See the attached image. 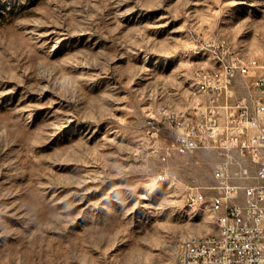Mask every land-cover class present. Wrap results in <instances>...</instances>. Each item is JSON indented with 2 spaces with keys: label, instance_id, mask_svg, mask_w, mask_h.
Returning <instances> with one entry per match:
<instances>
[{
  "label": "rangeland",
  "instance_id": "374dc122",
  "mask_svg": "<svg viewBox=\"0 0 264 264\" xmlns=\"http://www.w3.org/2000/svg\"><path fill=\"white\" fill-rule=\"evenodd\" d=\"M220 42L264 63V0H0V264H171L217 232L216 154H161Z\"/></svg>",
  "mask_w": 264,
  "mask_h": 264
},
{
  "label": "built area",
  "instance_id": "2783aa9c",
  "mask_svg": "<svg viewBox=\"0 0 264 264\" xmlns=\"http://www.w3.org/2000/svg\"><path fill=\"white\" fill-rule=\"evenodd\" d=\"M208 49L213 67L196 78L209 101L192 104L185 117L166 114L173 138L161 161L216 154V184L204 189L209 196L198 191L196 199L216 210L217 232L204 236V242L179 246L182 259L171 264H264V63H240L228 43ZM218 62H226V69L218 70Z\"/></svg>",
  "mask_w": 264,
  "mask_h": 264
},
{
  "label": "bare ground",
  "instance_id": "6f19581e",
  "mask_svg": "<svg viewBox=\"0 0 264 264\" xmlns=\"http://www.w3.org/2000/svg\"><path fill=\"white\" fill-rule=\"evenodd\" d=\"M239 58H240V63H257L258 62V60L255 58L248 59V58H245L244 56H239ZM225 69H226V62H218V70H225ZM205 71H208V70H205ZM194 95H196L198 98L195 106H203L204 102L209 101V92H206L204 90V86H203L200 78H196ZM211 211L213 212V214L215 216V222L217 225V212H216V210H211ZM195 242H204V236L203 237L190 238V239L184 241L181 244V246H187V245L195 244ZM177 259H182V250L179 251Z\"/></svg>",
  "mask_w": 264,
  "mask_h": 264
}]
</instances>
